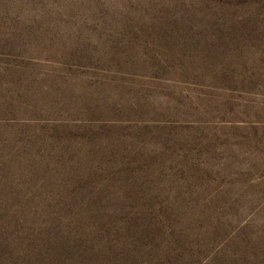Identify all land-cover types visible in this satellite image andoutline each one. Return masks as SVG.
Masks as SVG:
<instances>
[{
  "label": "rangeland",
  "instance_id": "374dc122",
  "mask_svg": "<svg viewBox=\"0 0 264 264\" xmlns=\"http://www.w3.org/2000/svg\"><path fill=\"white\" fill-rule=\"evenodd\" d=\"M0 264H264V0H0Z\"/></svg>",
  "mask_w": 264,
  "mask_h": 264
}]
</instances>
